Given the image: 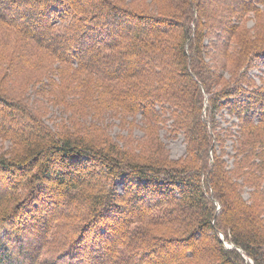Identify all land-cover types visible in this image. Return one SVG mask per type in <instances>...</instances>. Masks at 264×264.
<instances>
[{
	"label": "trees",
	"instance_id": "1",
	"mask_svg": "<svg viewBox=\"0 0 264 264\" xmlns=\"http://www.w3.org/2000/svg\"><path fill=\"white\" fill-rule=\"evenodd\" d=\"M256 61L264 0H0V264H264Z\"/></svg>",
	"mask_w": 264,
	"mask_h": 264
},
{
	"label": "rangeland",
	"instance_id": "2",
	"mask_svg": "<svg viewBox=\"0 0 264 264\" xmlns=\"http://www.w3.org/2000/svg\"><path fill=\"white\" fill-rule=\"evenodd\" d=\"M251 23V22H250ZM147 28H149V26H147ZM124 29V28H122ZM126 35V34H125ZM253 71L257 74L256 75V78L259 79V77L261 75H264V64L262 61L258 62H254L252 65H250L249 69H248V73L249 74H253ZM226 76H228L226 74ZM31 93H30V96H29V101L31 104H36V105H40L42 103H45L44 101L43 102H39V101H42L41 99V96H39V94H36V93H33L32 90L30 89ZM223 112L225 113L226 111L223 110ZM59 113L54 109L53 112L50 111V109L45 113V114H42V119L48 124L50 125V127L54 126V123L55 122H58L59 121V117H58ZM225 117H229L228 114H225ZM139 118V117H138ZM226 122L222 121V126H225ZM114 130H118V127L115 126L114 127ZM135 134H140V131L136 128L135 129ZM160 137H161V140H163L166 144V146L168 147L169 149V154L172 156V157H178L180 155H182L184 153V142L182 140V137L181 136H177L176 138H171L168 136V134L164 131V130H160ZM8 142L6 141L4 144L6 146ZM231 147H230V140H227L226 141V151L228 152H231ZM225 154V153H224ZM223 158H227V155H223ZM229 162H231V160H229ZM81 167H78L76 168V171L80 170ZM10 178V172L9 171H6L4 172V175L0 173V192L3 190V183L6 180H8ZM122 179H117L115 181V186L117 188V190L120 192L122 187H121V182ZM6 182V181H5ZM7 184V182H6ZM243 196L244 197H249L248 193L245 191L243 193ZM46 199L41 196L40 197V201L36 202V203H33V205L31 206V208L33 209H41V207L43 206V204L45 203ZM31 204V203H30ZM60 209V208H59ZM21 213V212H20ZM21 218L23 216V219H21V221H23L24 223L25 222H29V219L27 218L28 217V214L27 215H23V213H21ZM240 225H242V227L244 229H248L246 231H250L249 230V223H247L246 221L242 220L240 222ZM33 235H36V234H33ZM228 245V244H227ZM174 248H180V246H177V247H174L172 244L169 245V249H174ZM154 253H162L161 249H156V251Z\"/></svg>",
	"mask_w": 264,
	"mask_h": 264
}]
</instances>
